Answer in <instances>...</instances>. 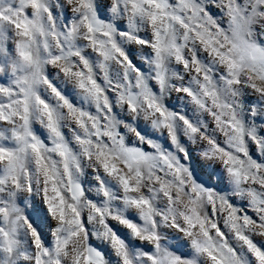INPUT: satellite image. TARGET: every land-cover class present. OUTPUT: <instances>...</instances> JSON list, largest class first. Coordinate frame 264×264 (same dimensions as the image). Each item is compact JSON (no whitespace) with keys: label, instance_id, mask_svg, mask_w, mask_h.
<instances>
[{"label":"snow or ice","instance_id":"1","mask_svg":"<svg viewBox=\"0 0 264 264\" xmlns=\"http://www.w3.org/2000/svg\"><path fill=\"white\" fill-rule=\"evenodd\" d=\"M0 264H264V0H0Z\"/></svg>","mask_w":264,"mask_h":264}]
</instances>
